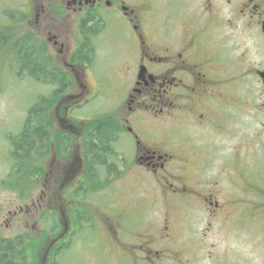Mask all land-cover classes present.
Returning a JSON list of instances; mask_svg holds the SVG:
<instances>
[{"label":"flooded vegetation","instance_id":"flooded-vegetation-1","mask_svg":"<svg viewBox=\"0 0 264 264\" xmlns=\"http://www.w3.org/2000/svg\"><path fill=\"white\" fill-rule=\"evenodd\" d=\"M23 7L20 14L14 0H0L1 61L8 59L4 48L10 44L17 73L27 80L49 85L45 75L61 73L68 85L59 99L68 92L79 102L87 94L71 86L95 75L96 40L103 32L110 30L124 46L117 85L109 88L123 110L111 124L119 128L118 161L112 157L108 163L114 168L97 165L81 151L72 136L77 125L75 131L60 125L58 146L66 153L53 151L50 161L51 166L59 159L58 177L76 178L71 190L81 203L103 183L108 190L123 184L119 190L135 195L161 191L155 193L159 206L125 203L121 229L108 222L112 232L102 245L128 264H190L202 252L219 264H234L237 246L221 250L220 243L242 238L243 214L264 224V0H25ZM69 17L76 21L75 33L65 23ZM21 24L27 26L23 33ZM73 105L64 107L60 120L70 117ZM84 141L87 148L90 140ZM256 145L259 152L252 149ZM48 172L53 173L44 169V177ZM242 190H260L262 198L255 195L245 213ZM199 211L205 218L196 226L192 220ZM185 213L191 215L183 226ZM74 225L51 241L46 257L52 256V264L80 228Z\"/></svg>","mask_w":264,"mask_h":264},{"label":"rangeland","instance_id":"rangeland-1","mask_svg":"<svg viewBox=\"0 0 264 264\" xmlns=\"http://www.w3.org/2000/svg\"><path fill=\"white\" fill-rule=\"evenodd\" d=\"M24 2L25 0H14V12L17 5L20 14H23V11L26 12L23 7ZM65 23L72 33L76 32V21L72 17H69ZM19 27L22 33L27 29V26L23 24ZM96 48L97 60L93 72L95 75L92 74L88 82H84L82 86L79 83H76V86H71L72 92L74 90L84 92L87 90L86 99L83 97L81 101L77 102L78 96L69 98L70 96L66 92V95L59 101L56 99L49 111L50 115H48V119L51 121L50 132L52 134L61 133L63 128L60 125H69L74 131L75 125H77L79 131L72 136L75 142L78 140L84 154L86 126L91 119L103 113H113L120 118L123 114V110L117 107L118 102L115 101V98L110 97L109 88L117 85L115 72H118L123 64L124 46L115 36L111 35L110 30H107L97 38ZM4 52L9 57L5 61H3L4 58L1 61L0 57V234L7 237L21 235L28 240L30 247L28 252L32 264H52V256H50L51 260L46 257L48 252L51 255L53 249L51 241L64 232L67 224L73 228L75 227L74 224H79L80 228L71 233L66 244L55 255L54 264H128L125 258L116 257L114 253L102 245L103 241L101 240L112 232V229L107 230L106 225L111 222L116 229H121L120 225L125 221L123 206L129 201L145 202L148 208L154 207L153 205L159 206L162 200L155 193L158 191L160 193V190L149 188L148 190H139V194L135 195L131 190H119L117 186L123 184L116 185V190L115 188L108 190L106 188L107 183H103L104 185H100L98 192L93 196L89 195L88 199L81 203L79 196L73 194V190H71L76 178L66 177V175L61 178L58 177L62 176V174L57 173L59 171L58 158L50 166L53 151L58 156L62 155L53 142L51 145L54 148L52 146L47 148L46 168H43L51 170L53 173L48 172L45 177L44 174L41 175L40 173L37 179L32 177L33 180L28 181V185L18 183V187H16L14 186V178L16 181L21 178V174L18 173L11 178L12 185L5 186L2 184V181L11 173L14 165L13 147L8 136L21 130L28 110L36 99L50 94L54 89L51 85H44L33 80L29 81L17 73V66L13 58L16 51L14 49L11 53L10 44L5 46ZM107 81L111 83L108 84ZM87 87L89 88L87 89ZM90 90L92 95L89 93ZM114 101L116 104L113 106ZM70 104H74V110L69 112L70 117L68 116L66 120H60L65 115L64 107ZM55 105H58V111H55ZM120 144L124 146V142ZM72 145H74V141ZM258 148L260 146L252 147L256 152H259ZM43 164L45 165V162ZM121 179L124 182V179ZM126 187L127 184L124 185V188ZM53 188L57 190H51ZM50 190L51 193H49ZM231 191L235 192V190ZM241 194L243 195L240 198V204L244 213L249 212L247 211L249 208L253 209L254 202L256 203L255 195H258L256 199H262L260 190H242ZM63 195L68 199L63 198ZM177 202L179 207L181 206L183 209V202L178 200ZM240 204H238V208L242 209ZM261 212V210L256 211V213ZM79 213L85 214L83 221H81L82 218L78 215ZM190 215L186 213L183 215L181 220L183 226L189 223ZM238 215H240L239 209ZM192 218L193 216H191ZM204 218V213L199 211L192 221H195L194 224L198 226L203 223L202 219ZM262 218L264 219V214H262ZM86 219L89 221H85ZM242 219L243 227L240 232L242 238L240 240L235 239L236 241L231 239L229 243H220V249L223 250L226 246L229 250V244L233 251L234 246H237L238 252L233 255L234 264H264V224L259 223L260 218L251 222L250 218H246L244 214ZM43 230L46 233L42 232ZM66 234L68 235V233ZM195 235L198 237L197 234ZM185 236V233H182L181 238L187 240L188 236ZM172 258L169 257L167 260ZM190 260L192 261L190 264H219L217 259L208 258L204 252L195 258H190ZM229 260L231 259H227V261Z\"/></svg>","mask_w":264,"mask_h":264},{"label":"trees","instance_id":"trees-1","mask_svg":"<svg viewBox=\"0 0 264 264\" xmlns=\"http://www.w3.org/2000/svg\"><path fill=\"white\" fill-rule=\"evenodd\" d=\"M85 53H87V50L84 47L83 54ZM23 59L26 61V56H23ZM32 65L35 66L36 63ZM60 77L64 76L59 72L56 74L51 72L45 75L44 78L48 81L47 84L54 86V90L50 95L38 97L28 110L21 130L14 135L8 136L13 147L14 165L11 173L2 181V184L5 186L12 185L11 178L18 173L21 174V178L17 181L14 178V186L16 187H18V183H23L26 186L29 184L28 181L31 182L33 180L32 177L37 179L40 173L43 174V163L47 155V148L51 147L52 142H56L60 155L66 153L65 150H60L58 146L62 133L52 134L50 132L52 128L51 121L48 119V115H50L49 111L54 102L56 99L59 101L58 96L63 92V87L68 85V82L62 80ZM56 79H60V81L56 82ZM57 106L55 105V107ZM113 121L111 113H103L95 116L86 126V140H90L86 144V155L93 156L91 158L92 162L100 166H107L112 161V157H115L114 163L118 161L119 152H117V147L115 146V139L117 138L116 133L119 128L116 125L113 130L111 125ZM108 156H111L109 161L107 160ZM108 166L114 168L113 163ZM100 179L98 178L99 181ZM42 232L46 233L45 230ZM28 242L21 235L7 237L0 234V264H32L28 252L30 250Z\"/></svg>","mask_w":264,"mask_h":264}]
</instances>
